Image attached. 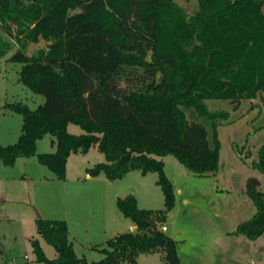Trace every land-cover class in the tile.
<instances>
[{
  "label": "trees",
  "instance_id": "trees-1",
  "mask_svg": "<svg viewBox=\"0 0 264 264\" xmlns=\"http://www.w3.org/2000/svg\"><path fill=\"white\" fill-rule=\"evenodd\" d=\"M264 0H198L190 14L175 0H0V59L12 39L46 46L32 56L18 51L21 81L44 103L32 111L17 104L23 117L17 144L0 146V160L13 166L36 155L47 134L56 152L37 154L58 180L66 179L68 159L98 148L107 164L89 170L112 182L131 172L159 175L166 211L175 206L163 158L174 156L198 177L219 170L218 128L227 111L212 112L206 101L234 105L258 100L264 106ZM258 94H260L258 96ZM184 109L211 122L207 129L187 119ZM84 135L68 133V124ZM252 167L264 176V146ZM257 209L236 234L257 240L264 234V190L252 192ZM123 216L137 228L102 249L98 262L79 258L65 221L37 220L38 234L52 246L49 259L32 241L39 264H137L140 254L163 252L165 264H180L177 243L146 223L152 212L135 198L119 199Z\"/></svg>",
  "mask_w": 264,
  "mask_h": 264
},
{
  "label": "rangeland",
  "instance_id": "rangeland-1",
  "mask_svg": "<svg viewBox=\"0 0 264 264\" xmlns=\"http://www.w3.org/2000/svg\"><path fill=\"white\" fill-rule=\"evenodd\" d=\"M175 2L190 14L198 9V0ZM11 43L13 49L0 59L2 147L17 144L22 134L23 117L12 107L22 104L34 111L45 101L21 81L22 64L11 61L23 46L26 54L32 56L45 48V42L35 44L22 39L17 43L12 39ZM206 104L209 111L230 114L229 120L218 128L219 170L216 174L198 177L174 156L164 157V171L175 195V206L164 217L160 213L166 211L165 196L158 185L157 173L143 176L140 172H131L108 188L100 182L107 179L103 174L93 177L98 182L89 184L87 191L92 196L77 193L78 184L74 181L89 182L84 167L93 169L107 164L105 156L94 147L87 154H76L69 160L66 182L58 180L38 160L37 154L56 152L50 134L36 143L35 156L18 158L13 166H6L0 160V264H39L32 247V241L37 239L42 240L47 257L56 258L55 249L38 234L39 219L69 224L77 238L75 246L80 257L90 244L100 250L109 249L110 240L122 232L128 233L131 226L136 227L123 216L117 204H113L114 213L112 206L107 205L108 210L105 209V196L113 199L115 194L123 200L133 197L140 210L152 212L151 219L156 221L159 231L167 227L164 234L177 243L182 264H264V234L257 240L236 234L238 226L257 212L249 186L251 193L264 190V176L252 167L264 146V106L258 100L243 101L237 106L228 100H209ZM184 112L190 122L207 129L212 147L211 122L193 109H184ZM67 128L71 135L85 134L72 123ZM97 249L90 253L89 260H102L104 256ZM161 253L140 254L137 264H165Z\"/></svg>",
  "mask_w": 264,
  "mask_h": 264
},
{
  "label": "crops",
  "instance_id": "crops-1",
  "mask_svg": "<svg viewBox=\"0 0 264 264\" xmlns=\"http://www.w3.org/2000/svg\"><path fill=\"white\" fill-rule=\"evenodd\" d=\"M95 149L96 150H98V148L97 147H95ZM73 156H76V155H72L69 159H68V162H69V160L73 157ZM83 170L86 172V174H87V177H86V180H89V182L88 183H84L83 181H80V180H77V181H74V182H76V185H77V189H78V192L77 193H82V195H86V196H88V197H90V196H92V192H88L87 190L88 189H90L89 188V184H91V183H93V182H98V181H95V180H93V177H91L90 175H89V168H86V167H84L83 168ZM67 175H68V163H67ZM67 175H66V178H67ZM100 176H103V174H101ZM99 176V177H100ZM53 177L51 176L50 177V179H52ZM54 180V179H53ZM67 181V179H65V182ZM100 182H104V187H106V188H108V187H111V186H113V185H115L114 183L116 182H112V181H110V180H108V179H105L104 181H100ZM110 190V189H109ZM107 192V191H106ZM108 194V193H107ZM104 196H105V194H104ZM118 200H119V197L117 196V194H115V196H114V198L113 199H109V198H107L106 196H105V204H106V210H108V208H107V205H108V207H110V206H112V208H111V211H112V213H114L115 211H114V209L113 208H115L114 207V205L113 204H117V202H118ZM137 206H138V203H137ZM105 207V206H104ZM139 207V206H138ZM105 209H104V212H105ZM121 212V211H120ZM106 213V212H105ZM68 229H69V235H70V240H71V242L73 243V245H74V249H75V252H76V254H77V256L79 257V258H82V257H85L87 260H88V262H93V261H91V260H89V256H90V253H94V249H97L95 246H93V244H90V245H92V246H90L89 248H87L86 250H85V254H83V256L82 257H80L79 255H78V253H77V250H76V246H75V244H76V242H77V238H76V236H74V234L72 233V231H71V228H70V226H69V224H68ZM123 233H125V232H122V233H120V234H123ZM120 234H118V235H120ZM38 240V242H39V244H40V247L42 248V250L44 251V253L46 254V251H45V248H44V245H43V242H42V240L41 239H37ZM97 250H100V249H97ZM177 250H178V246H177ZM152 253H160V251H156V252H152ZM57 254V253H56ZM162 254V253H161ZM47 256V255H46ZM57 256L58 255H56V258H57ZM162 257H163V254L161 255ZM55 258V259H56ZM103 259V258H102ZM35 260H36V258H35ZM180 264H182V261L180 260Z\"/></svg>",
  "mask_w": 264,
  "mask_h": 264
},
{
  "label": "water",
  "instance_id": "water-1",
  "mask_svg": "<svg viewBox=\"0 0 264 264\" xmlns=\"http://www.w3.org/2000/svg\"><path fill=\"white\" fill-rule=\"evenodd\" d=\"M262 12H263V14H264V7L262 8ZM259 95H260V94H258V96H259ZM253 190H254V188H253ZM251 191H252V188H251V186H249V194H250V195H251ZM146 223H147L148 225H150L153 229L156 227V221H154V220H152V219L147 220Z\"/></svg>",
  "mask_w": 264,
  "mask_h": 264
},
{
  "label": "built area",
  "instance_id": "built-area-1",
  "mask_svg": "<svg viewBox=\"0 0 264 264\" xmlns=\"http://www.w3.org/2000/svg\"><path fill=\"white\" fill-rule=\"evenodd\" d=\"M136 230H137V228L134 227V226H131V227L129 228V232H130V233H136ZM161 231H162V232H166V231H167V227H166V226H163V227L161 228Z\"/></svg>",
  "mask_w": 264,
  "mask_h": 264
}]
</instances>
